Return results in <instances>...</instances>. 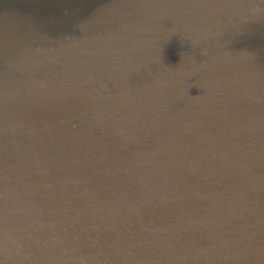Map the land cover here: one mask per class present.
<instances>
[{"label": "water", "instance_id": "obj_1", "mask_svg": "<svg viewBox=\"0 0 264 264\" xmlns=\"http://www.w3.org/2000/svg\"><path fill=\"white\" fill-rule=\"evenodd\" d=\"M0 264H264V0H0Z\"/></svg>", "mask_w": 264, "mask_h": 264}, {"label": "rangeland", "instance_id": "obj_2", "mask_svg": "<svg viewBox=\"0 0 264 264\" xmlns=\"http://www.w3.org/2000/svg\"><path fill=\"white\" fill-rule=\"evenodd\" d=\"M26 1H30V0H26ZM32 1H39V0H32Z\"/></svg>", "mask_w": 264, "mask_h": 264}]
</instances>
